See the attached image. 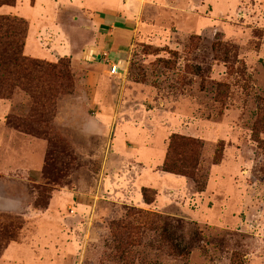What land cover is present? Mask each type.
<instances>
[{"label":"rangeland","instance_id":"obj_1","mask_svg":"<svg viewBox=\"0 0 264 264\" xmlns=\"http://www.w3.org/2000/svg\"><path fill=\"white\" fill-rule=\"evenodd\" d=\"M100 3L96 45L90 23L77 57L0 76V264H264V0ZM2 7L9 40L36 16ZM175 135L204 143V192L162 171Z\"/></svg>","mask_w":264,"mask_h":264},{"label":"crops","instance_id":"obj_2","mask_svg":"<svg viewBox=\"0 0 264 264\" xmlns=\"http://www.w3.org/2000/svg\"><path fill=\"white\" fill-rule=\"evenodd\" d=\"M100 1L102 0H34V4L32 6L28 4V0H24V3L27 4V6L36 13L35 19L28 20L29 30L24 47V55H26L27 57L38 59H56L58 57H71L76 51L74 48H72V44L74 42L73 39L75 36L85 38L84 44L88 49V29L93 28L91 26V24L93 23L99 25V27L96 28L98 33L92 36L94 37L92 45H96V43L99 42V39L103 37V35H101L100 29L102 25L105 24L106 19H108L106 17L101 18V14L106 16L112 15L113 17H117V14L115 12H111V10H113L112 6H109L108 4L103 5L100 3ZM3 8L4 7L0 8V12L6 11L2 10ZM22 8L20 10H22ZM10 9L16 10L15 8ZM110 12L112 14H110ZM41 41L52 43V48L44 50L42 48ZM91 49L95 50V48L93 47ZM75 56L77 57V54H75L74 57ZM112 179L113 181L117 180V178L115 180L114 177H112ZM116 185L115 187H113V189H111V192L113 194L111 193L109 195V199L110 197L114 199H120V195H123L124 197V188L119 182H117ZM120 190H122V194L118 193V191ZM108 191L109 190H106V188H103L100 191V195L102 197L108 198ZM136 194L137 196L134 197V200L137 202L138 199L140 200L139 197L141 194L140 191H138V188ZM114 195L117 197L115 198ZM126 197L128 199L129 196L126 195ZM95 199V195H88V209L91 208V206L95 202ZM79 208L85 207L79 206ZM48 211H51V209H49ZM15 244L19 243H14V245ZM11 247L12 245H10L5 250L4 257L7 256V253L9 252ZM52 263L53 261H48L45 264Z\"/></svg>","mask_w":264,"mask_h":264},{"label":"trees","instance_id":"obj_3","mask_svg":"<svg viewBox=\"0 0 264 264\" xmlns=\"http://www.w3.org/2000/svg\"><path fill=\"white\" fill-rule=\"evenodd\" d=\"M9 4H13V2L6 1L1 5ZM16 21L17 20L10 17H0V76L5 79L13 75L14 72L20 76L21 69L24 68L27 63L32 62L23 57V51L29 30V26L26 23H24L25 26L17 30L14 39L12 38L9 40L10 38H5V35H1V33L6 32L5 30H8V28L10 29V24ZM52 82L54 84V80ZM53 84H49L50 91L55 87ZM43 98L40 99L41 102L45 100ZM203 149L204 143L201 140L178 135L172 136L169 143L167 157L162 165V171L164 173L190 178L197 185L198 191L204 192L206 185H201L199 181L200 178H198ZM219 163L220 158H216L215 164ZM150 193L152 192L147 188L142 190V196L146 204H153L155 202V195L150 197ZM43 209H46V207ZM138 214L142 221H148L149 218L158 216L143 211H140Z\"/></svg>","mask_w":264,"mask_h":264},{"label":"built area","instance_id":"obj_4","mask_svg":"<svg viewBox=\"0 0 264 264\" xmlns=\"http://www.w3.org/2000/svg\"><path fill=\"white\" fill-rule=\"evenodd\" d=\"M108 61V60H107ZM110 64V63H109ZM110 67H111V71H110V74L112 76H117L119 73H120V66L117 65V64H110Z\"/></svg>","mask_w":264,"mask_h":264}]
</instances>
